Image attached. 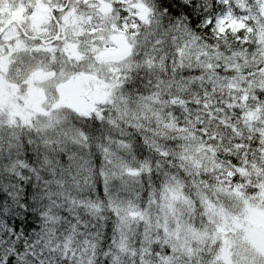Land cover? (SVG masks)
Instances as JSON below:
<instances>
[{
    "label": "clouds",
    "instance_id": "clouds-1",
    "mask_svg": "<svg viewBox=\"0 0 264 264\" xmlns=\"http://www.w3.org/2000/svg\"><path fill=\"white\" fill-rule=\"evenodd\" d=\"M0 264H264V0H0Z\"/></svg>",
    "mask_w": 264,
    "mask_h": 264
}]
</instances>
